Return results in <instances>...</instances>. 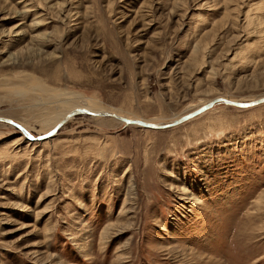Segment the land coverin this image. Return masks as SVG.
<instances>
[{
  "label": "rangeland",
  "instance_id": "1",
  "mask_svg": "<svg viewBox=\"0 0 264 264\" xmlns=\"http://www.w3.org/2000/svg\"><path fill=\"white\" fill-rule=\"evenodd\" d=\"M219 98H264V0H0V117L35 137ZM0 264H264V103L0 122Z\"/></svg>",
  "mask_w": 264,
  "mask_h": 264
},
{
  "label": "water",
  "instance_id": "2",
  "mask_svg": "<svg viewBox=\"0 0 264 264\" xmlns=\"http://www.w3.org/2000/svg\"><path fill=\"white\" fill-rule=\"evenodd\" d=\"M218 102H225L226 104H229L231 106H235V107H241V108H245V107H249V106H254V105H258L262 102H264V98H262L261 100L252 102V103H239V102H234V101H230L227 99H223V98H219V99H215L213 101L208 102L205 106H203L202 108L198 109L197 111H194L184 117H182L180 120L167 125V126H156L155 124L152 123H147L144 121H138V120H130L121 116H118L117 114L111 113V112H105V113H99L98 115L101 116H105V117H113L116 118L118 120H120L121 122L127 124V125H138L141 127H145V128H149V129H166L169 127H173V126H177L181 123H184L202 113H204L205 111L211 109L216 103ZM77 114H86V115H96L93 114L92 112L86 110V109H76L73 110L72 112H70L52 131H50L49 133L42 135V136H38L35 137L32 134H30V132H28L23 126L17 124L16 122H14L11 119L8 118H3L0 117V122H4V123H8L11 124L13 126H15L16 128H18L23 134L24 136L27 138V140L31 141V142H37V141H44L48 138L53 137L54 135H56V133L58 132V130H60V128H62V126L72 117H74Z\"/></svg>",
  "mask_w": 264,
  "mask_h": 264
},
{
  "label": "bare ground",
  "instance_id": "3",
  "mask_svg": "<svg viewBox=\"0 0 264 264\" xmlns=\"http://www.w3.org/2000/svg\"><path fill=\"white\" fill-rule=\"evenodd\" d=\"M231 101H233V100H231ZM235 102V101H234ZM262 103H264V102H262ZM262 103H260V104H262ZM259 105V104H258ZM235 107V106H234ZM81 109V108H80ZM86 110H88V109H86ZM88 111H90V110H88ZM197 111V110H196ZM90 112H92V111H90ZM93 114H96V115H92L93 117H100V118H113V117H105V116H101V115H98L99 113H105V112H103V111H101V112H95V111H93L92 112ZM111 113H113V112H111ZM115 114V113H114ZM68 115V114H67ZM67 115H65L60 121H58V123H60ZM118 115V114H117ZM118 116H120V115H118ZM200 116V115H199ZM122 117V116H121ZM71 119V118H70ZM69 119V120H70ZM113 119H116V118H113ZM193 119V118H192ZM68 120V121H69ZM116 120H118V119H116ZM131 120V119H130ZM191 120V119H190ZM67 121V122H68ZM118 121H120V120H118ZM121 122V121H120ZM145 122V121H144ZM188 122V121H187ZM57 123V124H58ZM148 123V122H147ZM184 123H186V122H184ZM8 124V123H7ZM181 124H183V123H181ZM181 124H179V125H181ZM156 126H159L160 124H155ZM135 126H138V125H135ZM178 126V125H177ZM141 127V126H140ZM175 127V126H174ZM157 130V129H156ZM159 130H161V129H159ZM28 131V130H27ZM29 132V131H28ZM58 133V132H57ZM31 134V133H30ZM38 137V136H37Z\"/></svg>",
  "mask_w": 264,
  "mask_h": 264
}]
</instances>
